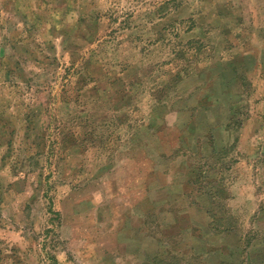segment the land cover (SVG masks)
<instances>
[{"label":"rangeland","instance_id":"1","mask_svg":"<svg viewBox=\"0 0 264 264\" xmlns=\"http://www.w3.org/2000/svg\"><path fill=\"white\" fill-rule=\"evenodd\" d=\"M184 166L264 264V0H0V264H157Z\"/></svg>","mask_w":264,"mask_h":264},{"label":"crops","instance_id":"2","mask_svg":"<svg viewBox=\"0 0 264 264\" xmlns=\"http://www.w3.org/2000/svg\"><path fill=\"white\" fill-rule=\"evenodd\" d=\"M227 120L225 127L229 130L232 128V121L231 118ZM186 168L181 173L183 176L180 181L162 184V191L165 192L167 199L158 206L160 211L158 214L162 217L159 216L160 231L166 237H174L176 244L163 256H159L163 250V242L143 231L141 235L145 250L143 254L148 256V260L159 257L160 261L157 264L175 260H180L179 264H184L186 261L190 264H205L209 259L211 264H233L232 258L243 260L245 255L242 253L246 246L241 247L243 238L240 234L239 218L229 205L216 203V196L225 195L222 190L225 192L226 190L223 187H215L214 192L207 191L200 184V179L203 177L199 175L198 179H192ZM167 189L169 193L164 191ZM151 196L152 193L147 195L148 200H151ZM149 205H151L150 201L146 204L143 202L142 208H146V212L150 210L155 213L156 205L153 204L148 208ZM146 229L148 230L147 227ZM181 238L188 246H184V242H177ZM213 239H216L214 243Z\"/></svg>","mask_w":264,"mask_h":264},{"label":"trees","instance_id":"3","mask_svg":"<svg viewBox=\"0 0 264 264\" xmlns=\"http://www.w3.org/2000/svg\"><path fill=\"white\" fill-rule=\"evenodd\" d=\"M185 263H186V262H185ZM161 264H173V263H172V262H169V263H168V261H165V262H163V263L161 262ZM176 264H179V263H176Z\"/></svg>","mask_w":264,"mask_h":264}]
</instances>
